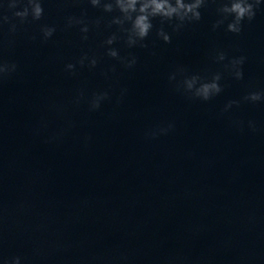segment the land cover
I'll return each mask as SVG.
<instances>
[{"label": "water", "instance_id": "water-1", "mask_svg": "<svg viewBox=\"0 0 264 264\" xmlns=\"http://www.w3.org/2000/svg\"><path fill=\"white\" fill-rule=\"evenodd\" d=\"M222 2L179 30L154 18L129 47L119 13L89 0H42V18L23 24L0 0V62L16 65L0 79V264H264V100L244 99L264 93V0L238 34L213 29ZM42 25L56 29L47 41ZM240 57L237 80L225 66ZM216 73L208 101L178 90ZM99 92L109 98L90 110Z\"/></svg>", "mask_w": 264, "mask_h": 264}, {"label": "clouds", "instance_id": "clouds-1", "mask_svg": "<svg viewBox=\"0 0 264 264\" xmlns=\"http://www.w3.org/2000/svg\"><path fill=\"white\" fill-rule=\"evenodd\" d=\"M93 7H102L106 13H112L117 11L119 15L112 18L111 24L119 26L121 32L126 35V43L129 47L135 46L141 41L145 40L153 29L152 20L159 17L161 23L176 21L174 30H179L186 22L199 21L201 19L200 9L205 5L206 0H89ZM262 0H223L221 6L217 9L220 19L213 24V29H216L223 25L225 21L227 23V31L232 33H239L242 30V22L247 19L253 20L256 15L257 9L261 6ZM4 7L0 5V8ZM6 7L9 11L20 8L21 10L12 11L14 18H19L21 24L28 21L31 17L32 21H39L43 14L44 9L42 6V0H6ZM229 17L231 19L229 20ZM10 17L0 14V23H9ZM99 24V21L96 22ZM76 25H81L80 31L84 34L88 33L89 27L87 22L81 17H68L66 27L71 28ZM16 25L12 24L10 31H15ZM42 37L45 41L50 39L55 33L56 29L53 26L42 25L40 29ZM157 35L163 39L164 42L170 43L171 37L167 34L163 28L159 29ZM82 39L86 40L87 35H84ZM118 39L116 34H112L105 41L104 44L111 46ZM141 46H144L141 44ZM106 54L109 57L120 60L122 63H126V66L131 68L136 63L135 57L131 60L125 61L124 58L119 56L118 51L115 48L108 47ZM217 61H224L226 55L223 52H219L216 56ZM244 57L236 58L230 61L225 67L229 68L235 79H243L242 65L244 63ZM87 61V65L90 68H94L98 60L95 56L89 57L87 54L82 55L77 63L80 66H84ZM76 64L69 63L65 66V70L71 73H75ZM16 70V65L6 62H0V79L11 74ZM182 71V70H181ZM175 74L169 77L170 80H175ZM222 76L220 73L214 74L209 80H204L198 75H192L185 77L183 81L177 86L183 88L185 93L190 94V98H198L203 101L210 100L213 96L218 95L222 91V87L219 83ZM81 96L83 93L80 94ZM109 94L107 92H99L93 94L89 104L90 110H96L100 107L101 102L108 99ZM245 100L250 102H258L264 100V93L250 92L244 97ZM237 101H229L225 106V111L232 107ZM173 125H169V128ZM162 132H166L167 129H161ZM6 264H20V258L14 257Z\"/></svg>", "mask_w": 264, "mask_h": 264}]
</instances>
